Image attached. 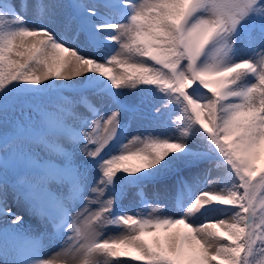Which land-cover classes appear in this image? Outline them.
Wrapping results in <instances>:
<instances>
[{
	"label": "snow or ice",
	"instance_id": "1",
	"mask_svg": "<svg viewBox=\"0 0 264 264\" xmlns=\"http://www.w3.org/2000/svg\"><path fill=\"white\" fill-rule=\"evenodd\" d=\"M0 217V264H264V0H0Z\"/></svg>",
	"mask_w": 264,
	"mask_h": 264
},
{
	"label": "rangeland",
	"instance_id": "2",
	"mask_svg": "<svg viewBox=\"0 0 264 264\" xmlns=\"http://www.w3.org/2000/svg\"><path fill=\"white\" fill-rule=\"evenodd\" d=\"M146 191L148 192L149 196H151V194H152L151 187H149ZM9 207H11L14 212H17L18 214H20V211L23 209L24 206H23L22 202L20 204H17L13 200L12 196L9 195ZM0 219H3V218L0 217ZM26 219H27V217H26ZM109 231L114 232V231H116V229H109Z\"/></svg>",
	"mask_w": 264,
	"mask_h": 264
},
{
	"label": "trees",
	"instance_id": "3",
	"mask_svg": "<svg viewBox=\"0 0 264 264\" xmlns=\"http://www.w3.org/2000/svg\"><path fill=\"white\" fill-rule=\"evenodd\" d=\"M11 195V194H10Z\"/></svg>",
	"mask_w": 264,
	"mask_h": 264
}]
</instances>
